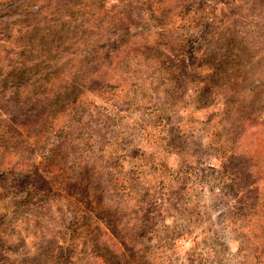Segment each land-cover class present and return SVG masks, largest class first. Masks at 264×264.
<instances>
[{
	"label": "rangeland",
	"instance_id": "374dc122",
	"mask_svg": "<svg viewBox=\"0 0 264 264\" xmlns=\"http://www.w3.org/2000/svg\"><path fill=\"white\" fill-rule=\"evenodd\" d=\"M0 264H264V0H0Z\"/></svg>",
	"mask_w": 264,
	"mask_h": 264
}]
</instances>
